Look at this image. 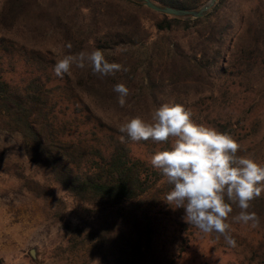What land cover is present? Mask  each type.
Returning a JSON list of instances; mask_svg holds the SVG:
<instances>
[{
  "label": "trees",
  "instance_id": "1",
  "mask_svg": "<svg viewBox=\"0 0 264 264\" xmlns=\"http://www.w3.org/2000/svg\"><path fill=\"white\" fill-rule=\"evenodd\" d=\"M151 1L199 10L209 0ZM50 32L60 37L65 55L99 49L127 71L100 76L90 66H73L72 74L53 85L48 73L57 59L41 45ZM18 63L29 76L15 83L10 73ZM259 74L264 0H218L206 16L189 20L133 0H0V130L26 143L32 174L23 168L15 175L63 224V252H85L79 253L83 264H177L163 251L168 234L181 252L189 237L179 228L192 225L184 222L183 209L164 200L172 185L149 162L168 144L122 142L119 126L134 116L150 120L160 105L179 103L197 123L233 136L241 145L238 155L264 164V144L240 138L247 112L230 113L241 92L259 87ZM118 83L130 90L124 107L113 91ZM65 100L82 103L83 124L96 128L79 129L77 117L68 118L61 106ZM135 147L145 153H135ZM0 168L9 174L7 162L0 160ZM69 202L81 208L78 217ZM239 211L233 205L229 217L234 238L243 224L231 218ZM249 211L260 218L262 235L249 264H264V193ZM211 235L229 246L223 236Z\"/></svg>",
  "mask_w": 264,
  "mask_h": 264
},
{
  "label": "clouds",
  "instance_id": "2",
  "mask_svg": "<svg viewBox=\"0 0 264 264\" xmlns=\"http://www.w3.org/2000/svg\"><path fill=\"white\" fill-rule=\"evenodd\" d=\"M73 66H90L93 74L100 76L127 71L119 63L108 62L99 49L65 55L55 63L53 71L62 78ZM113 91L124 107L129 88L118 83ZM192 117L184 105L164 103L152 112L150 120L134 116L122 123L118 129L120 140L168 144L155 151L149 161L172 185L164 200L174 209L184 210L185 223L204 235L223 236L229 246L235 247L229 220L233 205L240 211L232 221L251 228L260 224L258 215L249 209L251 202L264 193V164L238 155L241 145L229 133L197 123Z\"/></svg>",
  "mask_w": 264,
  "mask_h": 264
},
{
  "label": "rangeland",
  "instance_id": "3",
  "mask_svg": "<svg viewBox=\"0 0 264 264\" xmlns=\"http://www.w3.org/2000/svg\"><path fill=\"white\" fill-rule=\"evenodd\" d=\"M44 36L41 45L45 49H50L57 61L62 59L65 53L60 37L53 32ZM18 65L10 73V78L15 83L29 76L25 74L24 65L21 63ZM69 73L72 74V70ZM48 74L53 85L64 80V76L62 78L56 76L53 70ZM261 75H258L261 81L259 87L254 91L241 92L230 109V113L236 116L247 112L248 119L240 133V138L246 144L253 139H256V143L260 141L264 144V74ZM61 106L66 108L68 118L77 117L79 129L86 128L93 131L96 128L97 123L83 124L86 121L84 118L86 108L82 103L76 105L65 100ZM80 110L83 113H80ZM205 125L213 127L210 124ZM81 130L78 133H82ZM0 149L4 151L3 155H0V160L4 164L7 162V167L10 169L9 174H6L0 168V264H81V262L83 264L80 254L85 252L81 251L71 256L63 252L67 246L63 224L45 211L44 203L29 193L15 175L17 169L23 170V168H27V173L32 174L34 166L26 162V143L21 138L9 136L0 130ZM134 152L143 154L145 150L135 147ZM69 207L73 214L75 213L74 216L80 215L81 208H75L71 202ZM179 229L188 235V245L178 252L177 242L176 245L172 242L170 238L172 233H170L163 248L165 254L169 258L174 257L177 264H249L253 252L262 239L257 228L247 225L239 227L240 237H233L236 240L235 247L220 245L212 235H204L194 226L187 228L181 226ZM32 251L36 254L35 258L31 254Z\"/></svg>",
  "mask_w": 264,
  "mask_h": 264
},
{
  "label": "water",
  "instance_id": "4",
  "mask_svg": "<svg viewBox=\"0 0 264 264\" xmlns=\"http://www.w3.org/2000/svg\"><path fill=\"white\" fill-rule=\"evenodd\" d=\"M133 1H138L141 3H144L145 6H147L149 9L161 13V14H166L172 17H177L185 20L189 19H198L202 18L207 15L209 11L213 9V7L216 5L218 0H209L206 5H204L202 8L199 10H179V9H173L170 7H162L158 4H155L151 0H133ZM32 256L35 258L36 254L34 251L31 252Z\"/></svg>",
  "mask_w": 264,
  "mask_h": 264
}]
</instances>
